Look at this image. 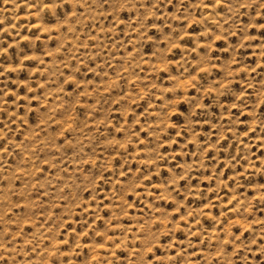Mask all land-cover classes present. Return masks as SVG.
Here are the masks:
<instances>
[{
	"label": "rangeland",
	"instance_id": "rangeland-1",
	"mask_svg": "<svg viewBox=\"0 0 264 264\" xmlns=\"http://www.w3.org/2000/svg\"><path fill=\"white\" fill-rule=\"evenodd\" d=\"M0 264H264V0H0Z\"/></svg>",
	"mask_w": 264,
	"mask_h": 264
}]
</instances>
